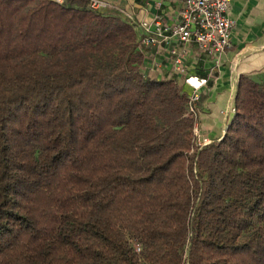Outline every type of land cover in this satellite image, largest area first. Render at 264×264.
<instances>
[{
    "label": "trees",
    "instance_id": "trees-1",
    "mask_svg": "<svg viewBox=\"0 0 264 264\" xmlns=\"http://www.w3.org/2000/svg\"><path fill=\"white\" fill-rule=\"evenodd\" d=\"M90 0H0V264H264V83L221 140Z\"/></svg>",
    "mask_w": 264,
    "mask_h": 264
},
{
    "label": "crops",
    "instance_id": "crops-1",
    "mask_svg": "<svg viewBox=\"0 0 264 264\" xmlns=\"http://www.w3.org/2000/svg\"><path fill=\"white\" fill-rule=\"evenodd\" d=\"M106 4L104 13L121 16L135 25L139 41L146 36L142 24L160 20L173 25L184 0H99ZM229 18L234 22L231 46L223 54L210 57L196 45L185 59L186 73L209 78L199 104L198 141L209 144L221 140L233 116L235 95L241 76L264 83V0H231ZM144 69L152 76L170 78L171 54L183 48L175 41L157 46H140ZM159 65L160 67H156Z\"/></svg>",
    "mask_w": 264,
    "mask_h": 264
},
{
    "label": "built area",
    "instance_id": "built-area-1",
    "mask_svg": "<svg viewBox=\"0 0 264 264\" xmlns=\"http://www.w3.org/2000/svg\"><path fill=\"white\" fill-rule=\"evenodd\" d=\"M63 3L64 0H54ZM91 7L100 9L106 4L99 0H90ZM231 0H184L183 7L173 25H165L160 20L142 24L146 32L139 41V46H157L162 42L175 41L183 52L175 56L173 74L183 81L189 91V115L195 120L194 132L198 137L199 104L202 90L208 85L209 78L186 73L185 59L191 46L196 45L201 53L210 57L223 54L231 46V33L234 22L229 18ZM160 67L156 65L155 68ZM235 109H233V112ZM197 143V142H196ZM207 144L199 143L203 147Z\"/></svg>",
    "mask_w": 264,
    "mask_h": 264
},
{
    "label": "rangeland",
    "instance_id": "rangeland-1",
    "mask_svg": "<svg viewBox=\"0 0 264 264\" xmlns=\"http://www.w3.org/2000/svg\"><path fill=\"white\" fill-rule=\"evenodd\" d=\"M226 130H227V128H226ZM226 130H225V132H226ZM197 144L199 145V141H198V139H197Z\"/></svg>",
    "mask_w": 264,
    "mask_h": 264
}]
</instances>
